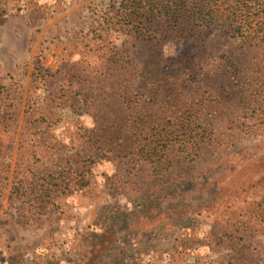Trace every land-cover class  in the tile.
<instances>
[{
    "label": "trees",
    "instance_id": "trees-1",
    "mask_svg": "<svg viewBox=\"0 0 264 264\" xmlns=\"http://www.w3.org/2000/svg\"><path fill=\"white\" fill-rule=\"evenodd\" d=\"M0 2L6 5L3 15L28 3L42 16L38 0ZM112 6L97 29L104 39L118 34L119 41L110 42L97 63L69 58L57 72L38 67L33 73L44 93L27 104L18 157L35 159L34 143L63 153L59 161L65 164H47L44 176L63 167L55 179L67 185L51 182L39 189L33 179L17 194L26 203L47 206L58 188L91 185L79 153H64L66 144L53 132L62 110L70 109L92 118L84 145L108 153L119 169L128 168L145 205L162 200L169 212L165 219L171 220L187 215L201 221L205 212L212 228L193 238L210 250L231 251L220 264H256V239L264 233V174L256 177L250 170L259 160L264 169V157L256 147L233 148L240 133L259 131L264 137V0H121ZM13 99L0 83L4 128L19 117ZM51 158L47 162L56 160ZM212 177L211 197L185 196L198 178L206 184ZM33 188L41 194L32 203ZM140 216L129 222L131 228L153 220ZM117 219L111 216L104 220L108 228L85 233L88 249L68 257L71 264H121Z\"/></svg>",
    "mask_w": 264,
    "mask_h": 264
},
{
    "label": "rangeland",
    "instance_id": "rangeland-1",
    "mask_svg": "<svg viewBox=\"0 0 264 264\" xmlns=\"http://www.w3.org/2000/svg\"><path fill=\"white\" fill-rule=\"evenodd\" d=\"M118 1L121 0H38L37 14L41 17L32 13L33 7L28 3L22 4L21 10L13 8L7 15L0 13V83L14 98L19 111L14 124L0 126V264H71L68 257L74 258L73 253L83 255L88 249L85 233L95 234L102 225L108 228L109 223L104 225V220L111 216L119 217L113 227L119 236L117 246L124 251L121 264H220L231 258V251L210 250L197 240L212 228L211 219L204 218L205 212L201 221L187 215L171 220L165 219L169 212L162 200L145 205L147 200L142 190L132 185L128 168L119 169L108 153L89 151L84 145L92 118L70 109L62 110V121L53 132L66 144L64 153H79L81 165L92 177L91 185L83 189L58 188L47 206L31 205L17 194L20 189L25 191L33 179L39 189L51 187V182L62 183L64 187L68 183L55 179L63 167L54 166L52 171H58L49 178L44 176L47 164H65L66 161H59L63 153L41 150L31 142L36 158L18 157L27 104L34 97L40 100L44 93V83L34 78V71L44 67L57 72L69 58L84 64L97 63L110 42L119 41L118 34L110 33L104 39L97 29L112 5L118 6ZM13 4L7 5L11 8ZM4 7L0 4V8ZM245 146L256 147L258 156L264 157L261 132L240 133L233 150ZM49 158L56 160L47 162ZM262 163L259 160L251 165L250 171L256 177L264 174ZM42 169L44 173H40ZM213 178L206 184L198 178L186 187L185 196L193 201L208 199L212 195L208 186ZM35 189L32 203L35 194L37 198L41 194ZM140 215L153 220L142 219L135 229L131 228L129 222H136ZM256 246V264H264V233L256 239Z\"/></svg>",
    "mask_w": 264,
    "mask_h": 264
}]
</instances>
